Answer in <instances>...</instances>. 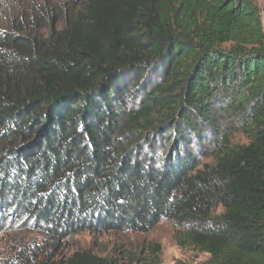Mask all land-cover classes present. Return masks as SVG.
<instances>
[{"label": "trees", "instance_id": "16d2710c", "mask_svg": "<svg viewBox=\"0 0 264 264\" xmlns=\"http://www.w3.org/2000/svg\"><path fill=\"white\" fill-rule=\"evenodd\" d=\"M41 2L0 0V232L41 236L7 264H117L59 251L164 219L199 264H264L255 0Z\"/></svg>", "mask_w": 264, "mask_h": 264}, {"label": "rangeland", "instance_id": "374dc122", "mask_svg": "<svg viewBox=\"0 0 264 264\" xmlns=\"http://www.w3.org/2000/svg\"><path fill=\"white\" fill-rule=\"evenodd\" d=\"M64 1V0H51ZM18 5V21L30 20V15L22 17L21 8L29 4V0H13ZM35 4L41 0H31ZM264 13V0L260 2ZM11 8H0V27L10 20ZM59 26V25H58ZM175 228L169 220H162L147 232H107L91 233L82 231L64 240L59 256H66L74 251H88L98 256L106 257L117 264H148L154 257L156 246L160 264H173L177 260L188 264H199L208 258V254L198 251L191 246H179L174 237ZM41 241L38 232L28 228H15L0 232V264H7L17 255L20 248L29 249L33 243Z\"/></svg>", "mask_w": 264, "mask_h": 264}, {"label": "built area", "instance_id": "2783aa9c", "mask_svg": "<svg viewBox=\"0 0 264 264\" xmlns=\"http://www.w3.org/2000/svg\"><path fill=\"white\" fill-rule=\"evenodd\" d=\"M261 22H262V27L264 28V16L262 17Z\"/></svg>", "mask_w": 264, "mask_h": 264}, {"label": "crops", "instance_id": "0c3cea01", "mask_svg": "<svg viewBox=\"0 0 264 264\" xmlns=\"http://www.w3.org/2000/svg\"><path fill=\"white\" fill-rule=\"evenodd\" d=\"M255 2H256L259 6H261V4H260L261 0H255Z\"/></svg>", "mask_w": 264, "mask_h": 264}]
</instances>
